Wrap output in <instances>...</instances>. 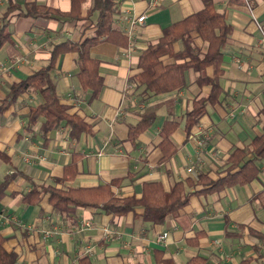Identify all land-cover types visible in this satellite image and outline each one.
<instances>
[{"label": "crops", "instance_id": "1", "mask_svg": "<svg viewBox=\"0 0 264 264\" xmlns=\"http://www.w3.org/2000/svg\"><path fill=\"white\" fill-rule=\"evenodd\" d=\"M10 1L71 8V0H0V16ZM92 2H84V16ZM115 2L114 26L127 36L130 16L146 14V19L133 26L132 49L129 37L127 44L103 39L92 46L104 77L98 96L82 87L76 52L61 53L52 72L60 100L70 113L91 123L92 132H83L74 140L70 126L62 121L44 134L43 116L28 126L31 105L43 100L34 89L0 112V150L8 156L0 155V184L9 173H23L0 190V231L6 237L5 248L18 253V264H79L85 257L92 264H186L197 255L206 257V264H264V159L257 161L258 176L249 182L203 192L187 187L194 191L188 203L161 223L144 220L142 206L123 215L92 206L62 213L53 208L48 194L36 204L23 201L34 182L81 187L121 179L113 185L117 195L141 197L143 183L149 180L162 181L166 190L177 180L196 178L199 171L217 180L227 174L231 152L250 147L264 132V0H213L216 10L232 25L222 45L223 91L216 103H206L207 111L189 135L186 111L195 98L211 90L210 84H200L197 79L213 77L214 66L202 71L187 69L185 86L160 94L150 92L134 77L141 70V52L158 40L165 27L202 9L204 0ZM96 17L97 13L83 19L13 15L10 39L0 49V101L14 83L47 62L54 43L82 41L94 35ZM193 37L206 52L209 42L198 32H193ZM182 46L175 42L177 51ZM164 59L174 61L168 55ZM147 111H154L156 119L133 142L128 138L129 127ZM170 119L179 122L171 134L177 151L161 162V129ZM198 139H203L204 145H199ZM73 152L81 154L78 173L60 183L56 178L63 176ZM88 220L89 227L85 225ZM106 229L112 231L109 237ZM162 233H166L165 242L156 240Z\"/></svg>", "mask_w": 264, "mask_h": 264}, {"label": "trees", "instance_id": "2", "mask_svg": "<svg viewBox=\"0 0 264 264\" xmlns=\"http://www.w3.org/2000/svg\"><path fill=\"white\" fill-rule=\"evenodd\" d=\"M84 2L86 0H71V8L62 10L35 1L25 4L10 1L0 16V49L10 39V24L13 15L36 18L62 15L72 19H83L97 13L96 29L94 35L86 37L82 41L66 39L54 43L47 62L11 86L9 92L0 101V112L17 101L24 92L34 89L40 92L43 100L37 105H31L27 118L28 126L36 124L43 116L41 129L44 134L62 121L70 126V135L74 140H78L83 132H92V124L79 114L70 113L69 106L60 100L52 72L56 68L61 53L76 52L80 83L84 89H92V96L96 97L104 86V77L100 74L101 60L91 53L92 46L103 39L127 44L128 36L114 26L115 0H93L85 16L82 14ZM193 32H198L203 39L209 42L206 52H202L195 44ZM231 32L232 25L226 21L223 13L216 10L213 0H204L202 9L165 27L158 40L150 43L139 56L141 70L134 79L155 94L185 86V71L187 69L202 71L208 66H214L213 77L202 75L197 79L200 84H210L211 90L208 95L195 98L192 107L186 111L185 129L188 135L191 128L207 111L206 103H216L223 91L220 83L224 73L222 45L227 41ZM177 41L182 42L183 45L178 51L175 49ZM166 55L173 57L174 61L166 62L164 59ZM155 119L154 111L145 112L136 124L130 125L128 138L135 142L138 134L149 127ZM178 126L179 122L174 119L166 120L163 123L162 140L159 143L164 153L161 162L167 161L177 151V146L171 140V134ZM0 155L8 159L4 151L0 150ZM80 155L78 152H73L72 160L65 165L63 176L56 178V181L63 183L65 180L75 178L78 173L77 159ZM228 159L230 165L227 174L217 180H212L207 173L199 171L196 178L189 176L186 179L175 181L170 190H166L160 180H149L143 183L141 197L117 195L113 185L120 184L121 179H113L111 182L81 187L34 182L33 188L25 193L23 201L36 204L42 200L45 194H48L49 202L53 208L62 213H71L79 206H92L102 209L106 213L123 215L142 206L144 220L153 224L161 223L169 214L177 213L188 203L194 191L187 190V187H195V192H203L237 183H246L256 178L259 173L257 161L264 159V132L252 140L250 147L235 148ZM22 174L21 171L7 174L0 184V190L3 191L10 180ZM5 239L6 237L0 231V264H18V253L5 248L3 244ZM206 262V257L197 255L190 258L186 264H206ZM79 264L92 263L89 258L85 257L80 260Z\"/></svg>", "mask_w": 264, "mask_h": 264}, {"label": "built area", "instance_id": "3", "mask_svg": "<svg viewBox=\"0 0 264 264\" xmlns=\"http://www.w3.org/2000/svg\"><path fill=\"white\" fill-rule=\"evenodd\" d=\"M145 19H146V14H141L138 16L133 15V16L129 17L130 26L126 28V32H127L128 37L130 39V42H131L129 45L130 49L133 48L132 40L134 39V35H135L134 30H133L134 24L135 23L143 24ZM17 60H19V58ZM198 143H199V145H204L205 141L203 139H198ZM85 225L89 227L91 225V221H89V220L86 221ZM111 233H112V231L110 229H106V236L107 237H109ZM156 240L159 242H165L166 241V233L159 234L157 236Z\"/></svg>", "mask_w": 264, "mask_h": 264}]
</instances>
